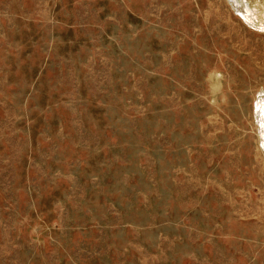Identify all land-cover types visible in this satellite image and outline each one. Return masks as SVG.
Listing matches in <instances>:
<instances>
[{"label": "rangeland", "instance_id": "1", "mask_svg": "<svg viewBox=\"0 0 264 264\" xmlns=\"http://www.w3.org/2000/svg\"><path fill=\"white\" fill-rule=\"evenodd\" d=\"M0 264H264V0H0Z\"/></svg>", "mask_w": 264, "mask_h": 264}, {"label": "bare ground", "instance_id": "2", "mask_svg": "<svg viewBox=\"0 0 264 264\" xmlns=\"http://www.w3.org/2000/svg\"><path fill=\"white\" fill-rule=\"evenodd\" d=\"M235 4V3H234ZM236 6V5H235Z\"/></svg>", "mask_w": 264, "mask_h": 264}]
</instances>
